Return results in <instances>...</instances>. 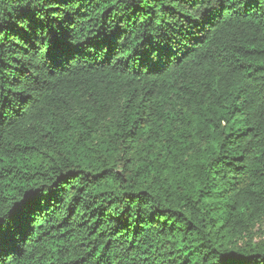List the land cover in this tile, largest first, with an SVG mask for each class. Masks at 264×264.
<instances>
[{
	"label": "trees",
	"instance_id": "trees-1",
	"mask_svg": "<svg viewBox=\"0 0 264 264\" xmlns=\"http://www.w3.org/2000/svg\"><path fill=\"white\" fill-rule=\"evenodd\" d=\"M264 0H0V264H264Z\"/></svg>",
	"mask_w": 264,
	"mask_h": 264
},
{
	"label": "rangeland",
	"instance_id": "rangeland-1",
	"mask_svg": "<svg viewBox=\"0 0 264 264\" xmlns=\"http://www.w3.org/2000/svg\"><path fill=\"white\" fill-rule=\"evenodd\" d=\"M263 225H264V223H263Z\"/></svg>",
	"mask_w": 264,
	"mask_h": 264
}]
</instances>
